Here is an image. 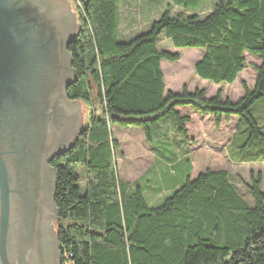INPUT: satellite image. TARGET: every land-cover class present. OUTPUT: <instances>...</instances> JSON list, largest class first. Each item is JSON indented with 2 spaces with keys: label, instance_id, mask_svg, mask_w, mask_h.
<instances>
[{
  "label": "trees",
  "instance_id": "1",
  "mask_svg": "<svg viewBox=\"0 0 264 264\" xmlns=\"http://www.w3.org/2000/svg\"><path fill=\"white\" fill-rule=\"evenodd\" d=\"M70 1L79 34L68 45L76 79L67 95L91 104L95 87L101 113H90L72 146L50 160L56 177L54 228L60 264H264L260 171L249 172L250 203L229 169H194V155L186 151L182 183L151 206L140 185L126 190L118 186V140L109 130L114 123L139 127L151 149L153 128L171 117L188 145L194 141L187 127L192 117L184 111L189 108L210 117L214 127L236 119L226 152L241 121L247 132L243 147L264 142V129L251 112L264 99V0H216L204 16L171 14L170 9L195 10L205 0H170L146 31L128 41L118 39V0ZM160 33L174 47L200 48L194 71L215 83L236 79L247 65L245 52L259 57L251 64L253 85L242 81L243 93L236 99L223 97L220 88L209 96L205 88H166L161 60L176 61L180 54L159 47ZM77 165L86 173L83 185Z\"/></svg>",
  "mask_w": 264,
  "mask_h": 264
},
{
  "label": "water",
  "instance_id": "2",
  "mask_svg": "<svg viewBox=\"0 0 264 264\" xmlns=\"http://www.w3.org/2000/svg\"><path fill=\"white\" fill-rule=\"evenodd\" d=\"M70 0H0V264H60L55 168L81 129Z\"/></svg>",
  "mask_w": 264,
  "mask_h": 264
},
{
  "label": "rangeland",
  "instance_id": "3",
  "mask_svg": "<svg viewBox=\"0 0 264 264\" xmlns=\"http://www.w3.org/2000/svg\"><path fill=\"white\" fill-rule=\"evenodd\" d=\"M215 1L205 0L195 10L172 6L170 13L182 12L188 14L194 12L199 16H204ZM170 2V0H118L120 7L118 39L120 41H128L135 35L146 31L150 23L161 15ZM71 3L75 10L72 1ZM157 42L159 47L177 51L180 54V58L176 61L161 60L167 88L179 91L182 85L190 88H193L194 85L206 86L207 96L211 95L213 90L220 88L222 95L225 92L229 97L236 99L243 92L242 81L250 87L254 83L256 72L251 64L259 62V58L255 55L245 53L247 65L236 81L234 80L232 83H215L200 78L194 71L195 60L198 59L197 56L202 52L200 48L174 47L163 33L158 35ZM75 101L77 102V100ZM91 102L93 105L89 102H80L79 120L81 121V127L88 122L90 113L96 115L101 113L95 87H93L91 92ZM251 112L262 125L263 130L264 99L257 100L253 104ZM167 118L174 123L171 117H166L165 120ZM165 122L163 126H166ZM241 124L242 127H239L231 144L227 147L231 160L222 149L223 159L215 161L220 154V148L215 145L229 137L228 125L222 128L214 127L210 117L196 114L192 117L191 122L188 123V129L189 135L195 140L196 145L193 155L197 164L203 166L204 163L208 162L212 166H223L229 169L230 177L237 190L251 203L252 199L246 190L250 171L261 172L263 181L261 189L264 190V142L258 140L250 147H243L247 132L242 121ZM109 130L111 136L118 139V149L115 151L114 163L117 171V184L121 190L134 188L138 184L141 186L148 204L154 206L161 203L173 191L174 187L182 183L187 173L188 157L185 154V136L180 135L176 129H174V132L172 131V134L168 130V133L171 134L169 139L174 138L173 142L165 139L159 141L155 138L156 134L153 132V139L150 142L151 149L148 142L137 132V130H141L139 127L114 123L109 126ZM141 133L143 134L142 130ZM76 169L80 174L79 183L83 185L86 173L81 166L77 165ZM53 227H55V219Z\"/></svg>",
  "mask_w": 264,
  "mask_h": 264
},
{
  "label": "crops",
  "instance_id": "4",
  "mask_svg": "<svg viewBox=\"0 0 264 264\" xmlns=\"http://www.w3.org/2000/svg\"><path fill=\"white\" fill-rule=\"evenodd\" d=\"M246 53V52H245ZM245 55V54H244ZM200 56H201V52H200V55H198L197 57H198V59L200 58ZM246 57V56H245ZM259 58V57H258ZM198 59H196L195 61H197ZM162 68V67H161ZM244 69H245V67L243 68V70L237 75V77H236V79H235V81L238 79V77H239V75L244 71ZM197 75V74H196ZM194 77H196V76H194ZM201 78V77H200ZM202 79H204V78H202ZM165 81V80H164ZM195 87H198V88H205L206 89V92H207V87L206 86H198V85H194L193 86V88H190L189 86H187V88L189 89V90H192V89H194ZM167 88V87H166ZM216 90H213L212 91V94L215 92ZM224 92V91H223ZM243 93V92H242ZM241 95V94H240ZM239 95V96H240ZM224 96H228L227 95V93H223V97ZM231 98V97H230ZM233 99V98H232ZM185 110H187L189 113H190V115H191V117H193L194 115H196V114H198L197 112H194V111H192V110H190L189 108H184V111ZM200 115V114H199ZM166 118H163V119H161L159 122H158V124L153 128V131L155 132V134H156V136H155V138L157 139V140H159V141H162V140H164L165 138L167 139V138H170L171 137V134H172V131L174 132V129H175V125H174V123L172 122V120L171 119H169V118H167V120H165ZM191 120H192V118H191ZM164 121H166L165 123H166V126H163L164 125ZM191 121H189V123H190ZM236 122V119L235 118H230L229 120H227V121H222L221 122V124H220V126H219V128H222V127H224V126H227L228 125V128H229V137H230V135L235 131V125H234V123ZM165 127V128H164ZM187 127H188V125H187ZM218 128V129H219ZM168 130H169V132H171V134L170 133H168ZM137 132H139L141 135H142V137L144 138V135L141 133V130H137ZM229 137L228 138H226V139H223L218 145H215V146H217V147H219L220 148V154H219V158L218 159H215V161H218L219 159H223V150L225 151V154L227 155V152H226V150L224 149L225 148V146L226 145H228L229 144ZM145 139V138H144ZM193 139V138H192ZM118 140V139H117ZM172 141L174 140V138H172L171 139ZM194 140V139H193ZM195 140L192 142V143H190V144H188V145H186L185 146V151H187V152H189V154L191 153V154H193L194 153V148H195ZM150 147V146H149ZM222 148H223V150H222ZM229 158V157H228ZM230 159V158H229ZM181 160H182V158H181ZM181 160H179V161H181ZM231 160V159H230ZM192 163H193V168L195 169L197 166L199 167V169L200 168H202V167H204V166H207V165H210L208 162H206V163H204L203 164V166H200V164H197V161L195 160V156H194V159H192ZM212 167H214V168H218V167H223V166H212ZM223 168H226V167H223ZM134 182V181H133ZM152 196V195H151ZM155 196V195H154Z\"/></svg>",
  "mask_w": 264,
  "mask_h": 264
}]
</instances>
